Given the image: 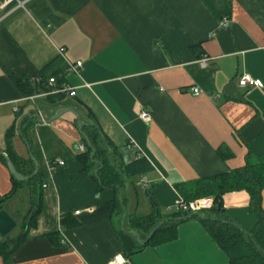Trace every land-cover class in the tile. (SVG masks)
Segmentation results:
<instances>
[{
	"label": "crops",
	"instance_id": "crops-1",
	"mask_svg": "<svg viewBox=\"0 0 264 264\" xmlns=\"http://www.w3.org/2000/svg\"><path fill=\"white\" fill-rule=\"evenodd\" d=\"M23 1V8L0 11V195L14 185L1 153L14 154L47 186H37L35 223L13 252L0 253V264H108L119 254L124 264H236L199 216L177 220L168 239L141 244L129 231L137 230L133 218L174 213L199 179L264 166V0ZM60 47L83 61L79 74L65 73ZM204 55L210 60L202 67ZM45 71H56L57 84L72 85L75 95L31 92L30 77L47 78ZM244 73L261 85L239 86ZM61 108L70 110L55 117ZM142 109L149 122L139 117ZM79 120L101 151L85 163ZM140 157L150 169L127 174L125 166ZM56 158L65 164L52 170ZM106 168L117 179L100 187ZM17 185L1 208L12 216L4 205L19 192L28 207L9 239L21 234L32 204L28 182ZM205 197L213 196L198 198ZM222 198L228 219L256 227L247 190ZM261 206L264 212V187Z\"/></svg>",
	"mask_w": 264,
	"mask_h": 264
},
{
	"label": "trees",
	"instance_id": "trees-1",
	"mask_svg": "<svg viewBox=\"0 0 264 264\" xmlns=\"http://www.w3.org/2000/svg\"><path fill=\"white\" fill-rule=\"evenodd\" d=\"M55 73L57 72L45 71L43 74L50 77L54 76L52 74ZM17 84L22 85L23 87L26 86L21 83V80H17ZM27 86H29V84H27ZM38 87L42 88L44 86L34 85L31 92L37 91ZM91 152V148L88 147L87 151L79 155L80 160L84 163L87 162L92 158L90 157ZM98 152L100 153L101 151L96 148L94 157ZM8 154H10L9 158L15 164L17 170L25 176L31 177L25 181H20L12 176L14 181L12 189L7 194L0 195V210L2 209L1 204L3 200L14 194L18 188L17 184L22 182H28L31 187L32 204L30 210L25 215L21 234L13 239H9L7 235L0 239V253L3 254H9L13 252L22 243L24 237L26 236L27 228L29 225L35 223L42 206L41 193L39 192L37 186L39 185L38 187L41 189L43 179H40L39 173L34 172L32 169H21L17 157L11 152ZM220 154L222 156H226L221 151ZM101 166H103V164ZM149 169L150 164L143 157H140L125 166V171L127 174L146 172ZM106 170L107 175L104 176V178H100V187L109 186L112 184L114 185V182L117 179V175L112 169L106 168ZM263 187L264 166L260 163H248L241 169H237L226 174H221L211 178L199 179L193 184L192 189H190L185 194L186 200H192L206 195H212L214 197V207L203 213L217 212L219 217L229 220L230 222H218L210 218H204V220L209 221L208 228L212 238L228 254L230 261L235 262L236 264H240L239 260H246V264H264V212L261 206V190ZM180 189L182 190L183 187L180 186ZM237 189H245L249 192L251 197V210L259 217L256 227L251 230H246L237 226L233 221H231V219H228V217L224 215V212L216 211V206L218 203H220L223 207V193ZM186 214L189 213L184 211H175L174 213L165 214L159 210H154L151 214L146 216L133 218L132 224L134 228L136 227L138 230L141 229L143 233L146 232L145 234H148L161 223L159 227L153 232L150 239H154L156 236L161 239H168L175 236V226L177 224V220L175 218ZM254 240L258 243V246L255 244Z\"/></svg>",
	"mask_w": 264,
	"mask_h": 264
},
{
	"label": "built area",
	"instance_id": "built-area-1",
	"mask_svg": "<svg viewBox=\"0 0 264 264\" xmlns=\"http://www.w3.org/2000/svg\"><path fill=\"white\" fill-rule=\"evenodd\" d=\"M25 5V1L23 0H0V11H5L7 14L11 13L13 10L18 8H23ZM222 26L228 25V18L223 17L221 20ZM58 54L63 62L64 65V71L65 73H75L79 74L81 68L83 67V61L81 60H74L71 57L68 56L66 50L64 47H60L58 49ZM210 58L206 55L198 59V63L200 66L205 67L209 64ZM30 82L33 85H42L44 86L40 91L39 94H43L46 96L49 95H57L61 93H68L69 95L73 96L76 93L75 88L72 85H69L68 83L64 84H57V78L56 76H50L47 78H44L41 74H35L30 77ZM237 84L241 87H259L261 85L260 81L256 78H254L249 73H244L241 75L238 80ZM192 92L195 95L200 94V89L197 86H193ZM17 105L14 106V110H17ZM139 117L145 121L149 122L150 120V113L142 109L139 112ZM80 150L84 151L85 147L84 145H80ZM65 160L61 158H56L50 161V167L52 170L56 169L59 165H64ZM143 183H146V178L142 179ZM47 182L42 184V187H46ZM176 207V211H184V212H194V211H201L205 212L207 210H210L214 207V197H205V198H198V199H192V200H184V199H177L174 203ZM125 258L123 255H116L113 260H111L108 264H124Z\"/></svg>",
	"mask_w": 264,
	"mask_h": 264
},
{
	"label": "water",
	"instance_id": "water-1",
	"mask_svg": "<svg viewBox=\"0 0 264 264\" xmlns=\"http://www.w3.org/2000/svg\"><path fill=\"white\" fill-rule=\"evenodd\" d=\"M61 110H63V111H61ZM67 110H70V109H67V108L58 109L56 111L55 117L59 116L61 113H63L64 111H67ZM76 114H77V112H76ZM47 122H49V120ZM83 125H84V122L82 120H79V126H80L81 129H82ZM81 131H82L83 137L85 138V140L87 142V146L90 147L91 150H92L91 157H93L94 153L96 152V147L94 145H92V142H91V140L89 138V135L87 133H85L83 131V129ZM101 137L104 139L103 136H101ZM1 154L6 158L8 169H9L11 175L15 179L20 180V181H25L26 179L31 177V176H25L20 171H18L16 166L14 165V163L12 162V160L8 157V155L6 153H1ZM146 193L148 194V197H149L150 201L152 202L153 198H152L151 195H149V191H146ZM120 201L122 203L121 195H120ZM123 209H124V212H125V208H123ZM216 211L225 212V208L222 207V205L220 203H218L217 206H216ZM193 216H199V217H202L203 219L204 218H210V219H213V220L218 221V222H230L229 220H226V219H223V218L219 217L217 215V212H206V213H203L201 211H194V212H191V213L186 214V215L178 216L175 219L176 220H184V219H187V218H190V217H193ZM16 224L17 223L13 219V217L6 210L1 209L0 210V239L5 237L6 235H8L15 228ZM159 225L156 226L154 228V230L152 232L148 233V234H145V233L141 232L138 229L137 230L136 229L130 230L129 232L134 236V238L139 243L143 244V243L147 242L150 239V237L152 236L153 232L159 227ZM123 229L125 230L124 225H123ZM144 234L146 235L145 239L142 238V235H144ZM254 242L258 246V243L255 240H254Z\"/></svg>",
	"mask_w": 264,
	"mask_h": 264
},
{
	"label": "rangeland",
	"instance_id": "rangeland-1",
	"mask_svg": "<svg viewBox=\"0 0 264 264\" xmlns=\"http://www.w3.org/2000/svg\"><path fill=\"white\" fill-rule=\"evenodd\" d=\"M20 193H24V192H19V194L8 200L4 205L5 207L8 206L13 208L12 212L11 211L10 212L12 213V216L17 223L15 228L10 233L12 235L16 234L21 228V216L25 214L28 207L26 195L25 194L22 195Z\"/></svg>",
	"mask_w": 264,
	"mask_h": 264
}]
</instances>
